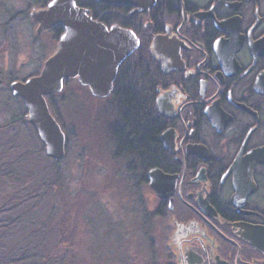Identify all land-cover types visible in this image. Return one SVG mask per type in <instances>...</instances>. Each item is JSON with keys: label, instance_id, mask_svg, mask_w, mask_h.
I'll return each mask as SVG.
<instances>
[{"label": "flooded vegetation", "instance_id": "obj_1", "mask_svg": "<svg viewBox=\"0 0 264 264\" xmlns=\"http://www.w3.org/2000/svg\"><path fill=\"white\" fill-rule=\"evenodd\" d=\"M76 4L109 33L137 42L107 95H93L77 78L64 82L99 100L115 138L125 125L116 123L114 99L136 95L150 106L159 152L151 164L129 155L124 174L136 180L143 216L153 227L165 224L162 264H264V0ZM183 241L191 255L179 252Z\"/></svg>", "mask_w": 264, "mask_h": 264}, {"label": "rangeland", "instance_id": "obj_2", "mask_svg": "<svg viewBox=\"0 0 264 264\" xmlns=\"http://www.w3.org/2000/svg\"><path fill=\"white\" fill-rule=\"evenodd\" d=\"M44 1L0 0V264H162L165 224L143 216L99 100L74 82L52 96L67 133L59 162L21 119L10 85L37 75L60 37L36 33L29 14ZM13 242L26 250L7 251Z\"/></svg>", "mask_w": 264, "mask_h": 264}, {"label": "water", "instance_id": "obj_3", "mask_svg": "<svg viewBox=\"0 0 264 264\" xmlns=\"http://www.w3.org/2000/svg\"><path fill=\"white\" fill-rule=\"evenodd\" d=\"M30 17L37 34L59 25L66 31L39 74L25 81H14L10 87L14 96L23 99L28 112L26 120L36 128L46 155L59 162L65 155L66 134L52 115L46 96L60 93L66 78H77L97 97L107 95L119 63L137 42L130 43L120 31H106L77 6L76 0H51L45 7L34 8ZM104 65H108L106 72L102 69ZM156 173H150L152 186Z\"/></svg>", "mask_w": 264, "mask_h": 264}, {"label": "trees", "instance_id": "obj_4", "mask_svg": "<svg viewBox=\"0 0 264 264\" xmlns=\"http://www.w3.org/2000/svg\"><path fill=\"white\" fill-rule=\"evenodd\" d=\"M48 1L49 0H45L44 4H46ZM61 30L62 28L60 26L59 28H57V30H55L54 34H56V38L59 37ZM48 102L53 114L58 119V121L61 122L60 116L57 114V111L54 108L55 101L52 99V96H48ZM113 103L117 104L116 109H114L115 118L117 120L116 123L125 125L120 129H119L120 126L117 125L118 138L116 137L115 139L116 141H118L117 143L119 144L118 145L119 151H121L120 155L122 154L123 156H127V157H129V155H136V156L138 155L142 159L147 160L149 164H151L152 159L159 152L158 151L159 147L155 140L157 124L152 119L153 117L151 116L150 113V106L146 103L145 99H143L141 96H136V95L130 100H127L126 98L123 97L116 98L113 100ZM21 106L24 114L26 115L27 111L25 107L23 106V104ZM21 119L23 120V122H25L26 125H29V123L23 116V113L21 114ZM29 126L31 127V125ZM130 133L132 135H130ZM130 138L132 139L131 140L132 145L125 144V142L128 141V139L130 140ZM0 148H2V146H0ZM7 149L12 150L13 148L11 145H9L8 147L3 148L2 151L4 152ZM131 163L132 162L129 160V164ZM8 238L9 236L6 239H4L6 243L11 242V240ZM4 241L2 245L3 244L6 245ZM8 245H10V243L7 244V248H6L7 251L15 252L20 248L21 250L23 249L26 250L27 248V247L23 248L24 244L18 242L17 243L13 242L10 246ZM22 255H25L24 251L22 252ZM28 255L29 254L26 252V256ZM32 257L34 258V256Z\"/></svg>", "mask_w": 264, "mask_h": 264}, {"label": "bare ground", "instance_id": "obj_5", "mask_svg": "<svg viewBox=\"0 0 264 264\" xmlns=\"http://www.w3.org/2000/svg\"><path fill=\"white\" fill-rule=\"evenodd\" d=\"M30 15V14H29ZM36 25V24H35ZM29 125H31V124H29ZM31 127H32V125H31ZM33 129H35V131L37 132V130H36V128L33 126ZM39 140L41 141V139L39 138ZM42 142V141H41ZM188 231H190V230H187V229H184V230H179L178 231V235H185V234H187L188 233ZM197 234H198V232H197V230H195V231H193L192 233H190L189 235H192V236H197ZM188 235V234H187ZM192 236H190V238L192 237ZM194 238V237H193ZM188 239V238H187ZM204 239H206V238H204ZM188 246H190L189 245V242H187V241H183L182 243H178L177 244V248H178V250H180L179 252L180 253H184V255L185 254H187V255H191L192 254V252H193V250L192 249H190V247H188Z\"/></svg>", "mask_w": 264, "mask_h": 264}]
</instances>
